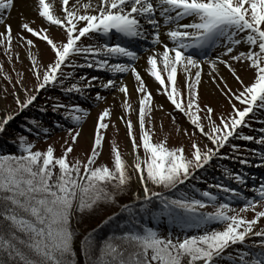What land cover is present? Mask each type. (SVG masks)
<instances>
[{"label":"snow or ice","instance_id":"6c2138e0","mask_svg":"<svg viewBox=\"0 0 264 264\" xmlns=\"http://www.w3.org/2000/svg\"><path fill=\"white\" fill-rule=\"evenodd\" d=\"M15 2L0 0V47L11 62L15 36L29 76L26 83L17 74L12 107L0 113V133L30 108L40 115L29 113L21 122L11 140L17 151L0 153V264H73V226L125 192L133 200L120 205L129 216L119 232L94 240L97 229L119 220L113 212L80 241L86 264H264V225L258 223L264 177L256 182L253 175L249 185L243 168L220 163L252 166L251 156L264 167V127L251 123L264 125V0H38V6L33 0L40 25L22 16L13 33ZM16 60L23 64L19 55ZM124 74L134 79L138 95L136 121L124 119L131 159L113 144L108 159L99 160L110 106L98 112L86 158L73 157L80 130L71 125L90 114L81 101L107 103L105 90L122 94L118 116L132 107ZM145 75L185 118L181 128L173 116L181 137L175 145L167 144L170 133L162 128V138L153 140L148 105L155 101ZM201 88L210 98L201 99ZM49 90L55 94L37 104ZM62 126L70 135L60 153L52 143L41 150L27 139ZM217 168L223 176L209 182ZM150 206L182 235L143 223L134 210L149 212ZM248 210L250 218L241 214Z\"/></svg>","mask_w":264,"mask_h":264},{"label":"rangeland","instance_id":"374dc122","mask_svg":"<svg viewBox=\"0 0 264 264\" xmlns=\"http://www.w3.org/2000/svg\"><path fill=\"white\" fill-rule=\"evenodd\" d=\"M46 2L54 3L55 0H46ZM82 2H83V0H82ZM36 6H38V3L36 4ZM15 7H17V8L19 7L17 2H15L13 8L11 9V16L13 15L15 17L14 19L11 18L13 33H15L18 30L17 29V21L22 16L23 17H35L36 18V21H35L36 24L40 25L41 21H40V18H38V14H37V10H36L35 6L30 8L31 9L30 11H27L25 13L21 12L20 16H17V17H16V15H17L16 10L17 9H15ZM13 12H15V13L12 14ZM37 43H39V41H37ZM40 47L43 48L44 45L40 44ZM12 48H13V52H12V58H11V62H10L8 55L5 54L4 49L2 47H0V98H2V99H0V113L5 112L6 110H8L12 107L13 97H12L11 93L13 92L14 81L18 78L17 74L20 73L21 75H23V77L25 78V82L26 83L28 82L29 73L27 71H23V69H25L28 66L29 61L25 59L26 53L24 51V47L17 45L15 36L13 39ZM17 55H19V58L21 60H23V64L19 63L16 60ZM84 71L91 72L94 75L97 74L96 70H93V69H84ZM9 77H11V80H9ZM123 78L128 83V93H129L128 102L130 103V105H132V107H130V109L126 113H124L123 117L118 116V113L123 112L122 94H117L116 96H113L111 91L106 92L105 90H100L102 95H105L107 103H105L104 101H101V102L93 105L91 101H86V102L81 101L82 106L90 108V114L87 115L86 117H84V119L80 122V124L78 126L74 125V124L71 125V126H73L74 130H76V127H79V130H80L78 142L75 145L76 150L72 153L73 157L80 158V159L86 158V153H87L88 144H89V138L94 134L93 133L94 121L98 117V112L100 110H102L103 107L110 106V115L105 118L106 127H105V129H103V133L105 135L107 134L108 138L106 140L107 142L105 143V146L103 143V151L99 155V160L105 161L108 159L109 147H110V145H113V144L115 146H117L119 151L123 152L124 157L126 159H129L127 156H130L131 146L128 145L129 138L126 134V126L124 123V119L132 120L133 122L136 121L137 115L133 112L132 108L137 106V104L135 102L138 101V95L134 91V85H135L134 79H131L128 74H124ZM144 79H145V81L149 87V90L152 92V95H153L154 101H155V103L150 102L148 105V107L151 108V112L149 113V115L151 116V119H152V122L154 125V129H155V131L153 133V140L155 141L156 139L162 138L161 136L157 135V133H159L161 128H162L164 132L170 133L169 138L167 140L168 145H175V144L179 143L181 141V137L175 131V125L173 124V116H175V119L179 123L181 128L187 127V124L185 123V119H182V117L174 111V109L169 105V103L164 100V97L162 94H158L155 92L156 84L152 80H150L146 75L144 76ZM206 82L208 84L211 83L210 81L207 80V78H206ZM45 94L54 95L55 92H53V90H49L47 93L41 92V94L39 95V97L36 101L37 104L40 103L41 97ZM49 96H51V95H49ZM205 98H210V97H208V94L204 93L202 88H201V99L203 100ZM217 98L219 99L220 103L223 104V108L226 109L227 103L224 102L223 97L217 96ZM157 105H162V107H157ZM220 110H222V109L217 108V111H220ZM28 114H29V109L24 114H22L19 118H17L13 122H11L10 124L15 125V123L19 122L23 118L25 119V116ZM128 114H129V116H128ZM51 119H54V118H51ZM253 123H254V125H253L254 129L258 130L260 127H264V125H261L257 122H253ZM9 127L10 126H8V128ZM7 134L10 135V133H7ZM49 134H50V136L48 138H44L43 142H41L39 144V146H40L39 148L42 150L45 148V146L47 144L52 143L56 146V152L60 153L62 151L64 141L66 139H69V135H70L66 132V127L65 126L52 127L50 129ZM251 134H252V131H251ZM258 134L259 133L257 132V135ZM42 136L44 137L43 133H42ZM102 139H103V137H102ZM183 142L185 143V146H187V140L184 139ZM240 143L247 144L244 141H240ZM252 147L259 148L261 146L252 142ZM77 153H79V156H77ZM249 158L253 160V165L252 166L246 165V166H241V167L248 171L247 172L249 175L248 183L250 185L251 183L254 182L251 180V177L253 175L256 177V182L259 181V179L261 178V175L264 174V172H262V171L260 173V170L261 169L264 170V167L256 166L255 158H253L251 156H249ZM222 161H226V162L228 161L227 163L232 164L233 167L235 165L239 166V164L237 162H234V161H230V160H222ZM215 171H214V173H216V174H222V171L219 168L215 169ZM135 187H136L135 183L133 182V189H135ZM155 190H161V189L159 187H157ZM241 190L247 192L246 189L242 188ZM100 214H102V213H100ZM241 214L247 216L248 218H250L252 215L250 210H248L244 213H241ZM104 217L105 216H102V218H104ZM152 218L153 217L151 215L148 216L147 220L150 222V224L153 223ZM158 223H159V221H158ZM258 223L260 225H264V218H262L260 221H258ZM211 226L216 227L215 224H213ZM254 230H256V229H254ZM191 231L194 232V231H198V230H191ZM193 232L188 233V234L191 235V234H193ZM78 233H82V229H78ZM172 235L175 238L178 235H182V233L179 231V229H177L176 234H172ZM82 239L83 238L81 236V238H79L75 244V246L79 252H80V247H81L80 241ZM248 239H252L251 241H255V240L259 239V237L250 236V237H248ZM237 247H241V246H237ZM222 264H223V262H222Z\"/></svg>","mask_w":264,"mask_h":264},{"label":"trees","instance_id":"16d2710c","mask_svg":"<svg viewBox=\"0 0 264 264\" xmlns=\"http://www.w3.org/2000/svg\"><path fill=\"white\" fill-rule=\"evenodd\" d=\"M21 127V122L17 123V125L15 127H11L9 129H7V133L12 132L13 134H18L20 132V130L18 128ZM2 134L3 136H8V134ZM1 139V138H0ZM3 141V139H1ZM2 141H0V144H2ZM3 146L5 147V145L3 144ZM133 200V197L131 196L130 192H125L123 194H120L117 197V203H113V204H108L105 202H101L103 204V206L95 213L92 214V216L90 218H84L81 220V222L79 224H75L73 226L74 229V236H73V251L75 253V255L71 258L73 264H86L87 258L82 254V252L78 251L75 244L77 242V240L79 238L84 237V235L90 230V229H96V226L98 224H100V221L103 220L104 218H102V216H108L111 215V213L115 212L118 214L119 220H114L112 223L108 224L107 226H102V231L97 229L95 231V237L94 240L95 241H102L104 237H106L109 233L112 232H116L118 233L120 230V223L123 221H126L128 219L129 213L127 212H122L120 209V205L121 204H126L129 203L130 201ZM151 208V206H150ZM134 211L137 212V214L139 215V217L141 218L142 222L146 223V219L145 217L148 215H151L153 218H155V216L153 215V213H155V209L151 208V210L149 212H142L139 209H135ZM214 211V210H213ZM102 213V214H100ZM78 229H82V233H78ZM94 248H95V252L98 255L99 254V245L98 243H94Z\"/></svg>","mask_w":264,"mask_h":264},{"label":"bare ground","instance_id":"6f19581e","mask_svg":"<svg viewBox=\"0 0 264 264\" xmlns=\"http://www.w3.org/2000/svg\"><path fill=\"white\" fill-rule=\"evenodd\" d=\"M16 2L18 3L19 7H15V9H17V16H20L21 12H27L30 11L34 5H33V0H16ZM35 3H38V0H35ZM15 12H13L12 14H14ZM12 19H14L15 17L12 15L11 16ZM130 157V156H128Z\"/></svg>","mask_w":264,"mask_h":264}]
</instances>
